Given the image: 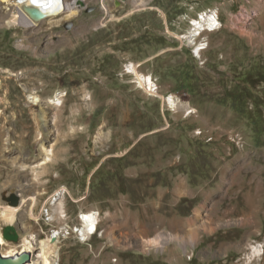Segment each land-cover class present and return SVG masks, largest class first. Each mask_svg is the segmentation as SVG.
Segmentation results:
<instances>
[{
  "label": "rangeland",
  "instance_id": "374dc122",
  "mask_svg": "<svg viewBox=\"0 0 264 264\" xmlns=\"http://www.w3.org/2000/svg\"><path fill=\"white\" fill-rule=\"evenodd\" d=\"M91 7L9 26L16 8L0 5V211L12 195L21 207L8 244L33 236L28 264H39L50 230L94 212L98 234L56 238L60 264H264V0ZM209 7L222 28L199 66L173 35ZM42 204L51 224L37 219ZM145 239L157 246L142 250Z\"/></svg>",
  "mask_w": 264,
  "mask_h": 264
},
{
  "label": "bare ground",
  "instance_id": "6f19581e",
  "mask_svg": "<svg viewBox=\"0 0 264 264\" xmlns=\"http://www.w3.org/2000/svg\"><path fill=\"white\" fill-rule=\"evenodd\" d=\"M0 1L3 3H9L10 2V0H0ZM71 1H73V0H71ZM26 2H29L32 5H34L38 8H41V9H42V6L48 7L47 3H49L48 0H17V3H19V4H13V6H15V8H16L14 11L17 14L13 16L12 20L7 22V24L9 26L18 23V19H19L18 13L21 11L20 10L21 4L26 3ZM67 2H69V0H54V7L49 8V9L45 10L44 12L48 16V18L51 17L52 19H55L56 17H58L59 14H61V15H63L62 20H64V21L70 20L71 18L76 16L78 13H76L77 11L73 10V9H75L73 7H69V8H67L66 11H64L63 7ZM102 7H104V5H102ZM201 16L202 17L200 18V20L194 21L192 24V31H190L192 33H190V39H188V42L190 45H191V41H197V31L200 30V22H202V27H210V19H206V15H201ZM29 22H31V21L29 20ZM212 22H213V24H219V19H218V16L215 12L212 13ZM201 51H202V44L196 46V52L195 53L200 55ZM126 68H127L128 72L132 73L135 76L136 84L139 85L140 87H142V89L147 94L152 95L154 97H160L161 100H163L167 104V107L169 110L174 111V112L177 111V101L175 100V98L173 96L165 98V97L161 96L160 94H158L157 86L153 82V79L151 76H144V75L139 74L136 66H134L133 64L129 65ZM35 101H38L37 98ZM58 102L60 104V101H58ZM52 153L53 152L50 150L45 151V155H44L45 158H44L43 163H42L43 165L48 164L52 160V157H53ZM42 171L43 172L45 171V166L43 167ZM40 175H41V173H37V171L35 172V178H39ZM34 181H36V180H34ZM21 203H22V205H24L23 204L24 202H21ZM57 206H59V214L61 215L62 203L59 202ZM20 208H21L20 206L19 207H14V206H10V205L3 206L2 210L0 211V219L4 223H6L7 225L13 224L17 220V215L19 213ZM56 213H58V212H56ZM197 214H198V212H197ZM81 217L83 219V226L84 227H92L93 225H95V221H98V218L96 217V213H94V212L85 213V214L83 213V214H81ZM74 231H78V229H76ZM140 233L142 236H145L147 234V231L145 229L141 228ZM56 238L57 237L51 238V237L47 236L46 238H43L39 242V249H38V250H40L39 264H60V257H59L60 256V252H59L60 248H59L58 242H57L58 239L56 240ZM173 239H178V237L176 235H171V238L169 239V241H171ZM82 240H84V239H82ZM33 241H34L33 236H31L30 238L26 236V237H23L21 239L20 244L18 246H16V245L10 246L8 244V242H11V241L5 240L3 238L2 231L0 230V246L1 245L2 246L8 245L7 246L8 248L6 247L5 251L3 249L1 250V255H3L4 257L9 256L11 254L12 250L15 249V247H21V252L32 253L33 249H34L33 248V245H34ZM192 241L193 242L196 241V234H193ZM14 243H17V242H14ZM153 246H157L156 240L145 239V240H143V242L141 244L142 250H144V251L150 249ZM261 249L262 248L260 246V249L259 250L256 249V252L259 253L261 251Z\"/></svg>",
  "mask_w": 264,
  "mask_h": 264
},
{
  "label": "built area",
  "instance_id": "2783aa9c",
  "mask_svg": "<svg viewBox=\"0 0 264 264\" xmlns=\"http://www.w3.org/2000/svg\"><path fill=\"white\" fill-rule=\"evenodd\" d=\"M48 2H49V3H47L48 7L42 6V10L45 11L49 8L54 7V0H48ZM108 2H111L113 7H115V8H116V3L120 8H123L124 6L129 4V0H123V1L122 0H73V1L67 2L64 5L63 9H64V11H66L67 8L73 7L77 11L79 9L80 10L81 9L86 10L87 8H89V5H93V4L107 5ZM13 4H19V3H17V0L16 1L10 0L9 3H3L0 1L1 8L8 9ZM188 9L192 10L193 6H189ZM215 9H218V8H216V7L210 8L209 7L207 9L202 8L200 10V11H206V19H210V27H202V22H200V30L197 31V41H191V47H185L195 62H196V53H193L194 43H201L202 44V51H204V54H205L206 50L209 47V36L213 33L218 32L222 28V23L221 24H213V22H212V12ZM185 13L183 16L178 17V20L183 21V19H186L187 15ZM18 15H19V23L29 22V19L21 11L18 13ZM192 21H198V13H196V16L194 18H191L190 20H188V26L184 30V32L179 33L176 31V33H174V35H173V38H175V39L177 38L176 40L180 43L181 46H183V39H190V22H192ZM174 23H175V21H174ZM177 23H179V21ZM205 62H206V60L204 62H196V63L199 66H202L205 64ZM55 193H56V191H55ZM46 201H48V200H46ZM53 212H54V208H48V204H42V208H40V212H38L37 219H40L39 221L43 220L44 222L51 224L56 219V216L52 215ZM58 217H59V215H58ZM78 218H79V225H78L79 228L76 227V228H78V231H74L71 229V227L66 226V227H59L58 229L56 228L57 230L52 229V231L50 230V233H48V234L51 235L52 237H59L60 238V237H64L66 235L65 233H68V231H70L72 234H74L76 239L87 240V239L91 238L93 235L99 233V230H98L99 221H95V225H93L92 227H84L82 225V217L80 215H78ZM100 234H101V232H100Z\"/></svg>",
  "mask_w": 264,
  "mask_h": 264
},
{
  "label": "water",
  "instance_id": "95a60500",
  "mask_svg": "<svg viewBox=\"0 0 264 264\" xmlns=\"http://www.w3.org/2000/svg\"><path fill=\"white\" fill-rule=\"evenodd\" d=\"M20 10L34 24L41 23L45 19H48V16L44 12V10L32 5L29 2L23 3L20 7ZM93 10L94 8L91 7V8H87L85 11L91 12ZM69 27L70 25H66V28H69ZM8 202L11 205L16 206L19 202V198L16 195H12L8 199ZM2 235H3V238L7 241H11V242L19 241V235L13 225L4 226L2 229ZM31 257L32 255L29 252H21L13 256H7V257H4L0 253V264H28L31 260Z\"/></svg>",
  "mask_w": 264,
  "mask_h": 264
},
{
  "label": "trees",
  "instance_id": "16d2710c",
  "mask_svg": "<svg viewBox=\"0 0 264 264\" xmlns=\"http://www.w3.org/2000/svg\"><path fill=\"white\" fill-rule=\"evenodd\" d=\"M260 80H264V79H260Z\"/></svg>",
  "mask_w": 264,
  "mask_h": 264
}]
</instances>
